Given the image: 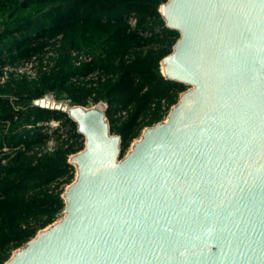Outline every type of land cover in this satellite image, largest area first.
<instances>
[{
    "label": "water",
    "instance_id": "water-1",
    "mask_svg": "<svg viewBox=\"0 0 264 264\" xmlns=\"http://www.w3.org/2000/svg\"><path fill=\"white\" fill-rule=\"evenodd\" d=\"M163 76L188 87L124 156L106 104H47L83 149L61 218L4 264H264V0H167Z\"/></svg>",
    "mask_w": 264,
    "mask_h": 264
},
{
    "label": "trees",
    "instance_id": "trees-1",
    "mask_svg": "<svg viewBox=\"0 0 264 264\" xmlns=\"http://www.w3.org/2000/svg\"><path fill=\"white\" fill-rule=\"evenodd\" d=\"M165 2L0 0V78L7 65L36 58L41 66L54 53L34 79L9 73L0 83V264L61 216L62 194L75 178L69 158L84 145L66 113L35 101L53 92L71 106L106 104L124 156L187 88L161 72L179 37L165 27ZM71 52L89 60L75 65Z\"/></svg>",
    "mask_w": 264,
    "mask_h": 264
},
{
    "label": "built area",
    "instance_id": "built-area-1",
    "mask_svg": "<svg viewBox=\"0 0 264 264\" xmlns=\"http://www.w3.org/2000/svg\"><path fill=\"white\" fill-rule=\"evenodd\" d=\"M131 26L135 25V19L131 18L129 20ZM72 57L74 58V64L78 65L81 61L89 60V57L84 55L83 53L71 52ZM54 57V53L52 51H48L44 54L43 59L41 61V66L39 61L36 58H32L27 62L16 63L15 66H5L2 70V77L0 78V83L4 82L8 78L9 73L14 74H26L27 78L34 79L39 71L45 70L47 65H52L51 59ZM29 67V69H28ZM35 105H39V101L34 102Z\"/></svg>",
    "mask_w": 264,
    "mask_h": 264
},
{
    "label": "rangeland",
    "instance_id": "rangeland-1",
    "mask_svg": "<svg viewBox=\"0 0 264 264\" xmlns=\"http://www.w3.org/2000/svg\"><path fill=\"white\" fill-rule=\"evenodd\" d=\"M28 69H29V67H28ZM52 100V101H51ZM51 100H49L48 102L49 103H52V102H54L55 104H58V103H60L62 100H56V99H54V98H52ZM167 118V116L162 120V121H164L165 119ZM52 126H56V124L55 123H51L50 124V127H52ZM141 136V135H140ZM140 137H138L137 139H135L133 142H135V141H137L138 139H139ZM132 142V143H133ZM51 145V144H50ZM131 146H132V144L130 145V147H129V149L127 150V152H129L130 151V149H131ZM126 152V153H127ZM76 174V173H75ZM61 218V216L56 220V221H58L59 219Z\"/></svg>",
    "mask_w": 264,
    "mask_h": 264
},
{
    "label": "flooded vegetation",
    "instance_id": "flooded-vegetation-1",
    "mask_svg": "<svg viewBox=\"0 0 264 264\" xmlns=\"http://www.w3.org/2000/svg\"><path fill=\"white\" fill-rule=\"evenodd\" d=\"M166 1H167V0H166ZM162 5H163V4H162ZM164 23H165V22H164ZM165 27H166V25H165ZM166 28H167V27H166ZM170 30H171V29H170ZM173 31H175V30H173ZM176 32L179 34L178 31H176ZM179 36H180V34H179ZM178 38H179V37H178ZM178 38H177V39H178ZM176 41H177V40H176ZM174 44H175V43H174ZM171 51H172V50H171ZM170 53H171V52H170ZM186 87H187V86H186ZM186 89H188V87H187ZM186 89H185V90H186ZM183 92H184V91H183Z\"/></svg>",
    "mask_w": 264,
    "mask_h": 264
},
{
    "label": "bare ground",
    "instance_id": "bare-ground-1",
    "mask_svg": "<svg viewBox=\"0 0 264 264\" xmlns=\"http://www.w3.org/2000/svg\"><path fill=\"white\" fill-rule=\"evenodd\" d=\"M161 70H162V72H165V71H164V66H163V64L161 65ZM51 101H52V100H51ZM47 104H51V103L47 102Z\"/></svg>",
    "mask_w": 264,
    "mask_h": 264
}]
</instances>
